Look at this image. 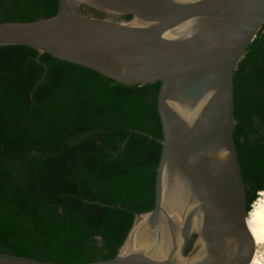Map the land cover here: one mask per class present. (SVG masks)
Returning a JSON list of instances; mask_svg holds the SVG:
<instances>
[{"label": "trees", "instance_id": "1", "mask_svg": "<svg viewBox=\"0 0 264 264\" xmlns=\"http://www.w3.org/2000/svg\"><path fill=\"white\" fill-rule=\"evenodd\" d=\"M57 6L0 0V23L52 17ZM233 85L249 213L264 191V26ZM158 92L159 83L122 85L28 47H0V253L61 264L115 257L134 213L154 207Z\"/></svg>", "mask_w": 264, "mask_h": 264}, {"label": "water", "instance_id": "2", "mask_svg": "<svg viewBox=\"0 0 264 264\" xmlns=\"http://www.w3.org/2000/svg\"><path fill=\"white\" fill-rule=\"evenodd\" d=\"M263 26L264 0H58L52 17L0 23V47H28L122 85L159 83L154 207L134 213L114 258L80 264L251 263L233 76ZM0 264L61 263L0 253Z\"/></svg>", "mask_w": 264, "mask_h": 264}, {"label": "bare ground", "instance_id": "3", "mask_svg": "<svg viewBox=\"0 0 264 264\" xmlns=\"http://www.w3.org/2000/svg\"><path fill=\"white\" fill-rule=\"evenodd\" d=\"M194 226L197 228L196 221ZM246 227L255 244V253L250 264H264V258L257 251L258 247L264 245V191L259 193V198L248 213Z\"/></svg>", "mask_w": 264, "mask_h": 264}, {"label": "rangeland", "instance_id": "4", "mask_svg": "<svg viewBox=\"0 0 264 264\" xmlns=\"http://www.w3.org/2000/svg\"><path fill=\"white\" fill-rule=\"evenodd\" d=\"M258 198H259V196H258ZM253 204H254V203H253ZM253 204H252V206H253ZM252 206H251V209H252ZM257 251H258V254H259V255H262V257L264 258V245L258 247Z\"/></svg>", "mask_w": 264, "mask_h": 264}, {"label": "built area", "instance_id": "5", "mask_svg": "<svg viewBox=\"0 0 264 264\" xmlns=\"http://www.w3.org/2000/svg\"><path fill=\"white\" fill-rule=\"evenodd\" d=\"M258 195H259V193H258Z\"/></svg>", "mask_w": 264, "mask_h": 264}]
</instances>
